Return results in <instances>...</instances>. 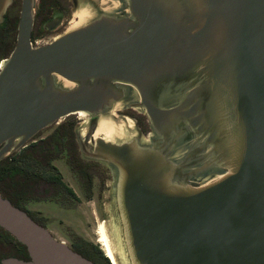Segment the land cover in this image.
<instances>
[{
    "label": "water",
    "instance_id": "95a60500",
    "mask_svg": "<svg viewBox=\"0 0 264 264\" xmlns=\"http://www.w3.org/2000/svg\"><path fill=\"white\" fill-rule=\"evenodd\" d=\"M95 1L73 11L90 7L85 25L35 46L38 0H23L0 65V160L85 113L79 151L112 172L130 264H264V0ZM117 105L146 133L128 113L136 136L94 139ZM0 228L30 257L2 264H95L1 193Z\"/></svg>",
    "mask_w": 264,
    "mask_h": 264
},
{
    "label": "flooded vegetation",
    "instance_id": "af4514ba",
    "mask_svg": "<svg viewBox=\"0 0 264 264\" xmlns=\"http://www.w3.org/2000/svg\"><path fill=\"white\" fill-rule=\"evenodd\" d=\"M77 5H79V0H38L35 9L34 25L31 38L33 45H47L51 43L57 36L64 33L65 30H67L68 25H70L72 22L71 17L73 16V11ZM22 6L23 0H14L13 4L8 10V13L6 14L5 23L0 25V47L2 48L0 57L1 55L4 57L0 59V63L11 54L12 50L16 46L18 24L21 16ZM11 48L12 50L10 52ZM139 122H142V120L140 119ZM57 142L60 143V146H56ZM2 147L3 145L0 146V151ZM57 148L58 153L56 154ZM71 151L72 145L70 141V126L68 125L66 118L63 122H57L39 131L23 149L3 157L0 160V176L7 174L6 168L8 161L12 162L14 159H19V157L24 153L28 154L29 157L51 160V164L58 169L55 164L56 161L61 160L62 157L66 158L68 161L69 158H71ZM72 171L77 179L81 195L86 200H92L96 197L99 199L96 190L99 189L100 192V190L105 186V173H103L98 167H95V165H92L90 169H86V174H81L74 170ZM59 174L61 177V185H57L55 180L50 178V176H46L45 179L39 177L32 189L34 199L24 205V209H21L27 212L30 217L34 215L37 220H34L32 217L31 218L40 225H42L41 223H47V216L45 212L41 210L30 211L28 209L29 204H56L60 207H66L71 203L78 202V199L80 198L77 191H75L65 182L60 171ZM88 181L91 182L90 191H87L85 188V184L88 183ZM70 189L72 192H70ZM44 227H46V225ZM83 241L89 243L86 240ZM77 242L78 244L82 243V241L79 240ZM74 243L75 241L72 243V246ZM95 247H97V245H95ZM103 252L104 251L102 248L101 250L99 249L100 255L98 257H94L95 260H92L88 257L86 258L95 264H108L106 261V259H108L107 255H104L105 253Z\"/></svg>",
    "mask_w": 264,
    "mask_h": 264
},
{
    "label": "rangeland",
    "instance_id": "374dc122",
    "mask_svg": "<svg viewBox=\"0 0 264 264\" xmlns=\"http://www.w3.org/2000/svg\"><path fill=\"white\" fill-rule=\"evenodd\" d=\"M74 21L75 17H71ZM72 24V23H71ZM68 25V28L71 26ZM2 56V55H1ZM3 58V57H1ZM1 65V63H0ZM135 115L139 118L141 115L138 110H126L124 108L115 111L117 116L116 122L118 124L124 125L126 128V134L128 137H134L137 134V129L135 124L128 122L123 115L128 116ZM71 120L76 121V131H84L87 129L88 117H81L80 115L70 116ZM64 120L60 121L63 122ZM131 124V128L129 125ZM127 126V127H126ZM56 166L62 174L65 182L70 185L79 195L78 202L71 203L66 207H60L59 205H39V204H29L28 209L30 211L41 210L44 211L46 218V228L59 240L66 242L70 246L75 241V239L82 238L88 241L104 251V255H107L103 247L102 235L103 224L107 223L110 227L111 220L114 219V214L111 209H113L114 204V189H113V178L110 168L106 165H98V167L103 173H105V186L100 190H96L98 195L95 199L86 200L80 193L77 179L68 165L66 158L62 157L61 160L56 161ZM99 183V182H98ZM102 193V194H100ZM110 210V211H109ZM110 212V214L108 213ZM98 240V242H97ZM108 256V255H107ZM106 257V256H105ZM109 257V256H108ZM111 263V260L108 259Z\"/></svg>",
    "mask_w": 264,
    "mask_h": 264
},
{
    "label": "trees",
    "instance_id": "16d2710c",
    "mask_svg": "<svg viewBox=\"0 0 264 264\" xmlns=\"http://www.w3.org/2000/svg\"><path fill=\"white\" fill-rule=\"evenodd\" d=\"M11 50L12 48L10 49V52ZM1 51L2 48L0 47V52ZM70 118L71 117L67 118V122L70 126V141L72 145V151L71 158H69L67 162L72 170L81 174H86V169H90L92 165H98L97 163L88 162L82 159L76 138V121L71 120ZM140 125L145 132L148 130V126H145L143 122H141ZM56 146H60V143L57 142ZM57 153L58 148L56 149V154ZM6 170L7 174L0 176V193L5 198L9 199L14 206L20 209H24V205L34 199L32 189L39 177L45 179L46 176H50V178L55 180L57 185L62 184L59 171L51 164V160L29 157L26 153L22 154L19 159H14L12 162L8 161ZM85 188L87 191L91 190L90 181L85 184ZM70 192H72L71 189ZM31 217L34 220H37L34 215ZM41 224L43 226L46 225L44 223ZM78 240L82 241V243L78 244ZM71 247L84 257H88L92 260H95L94 257H98L100 255L99 249L97 247L84 242L83 239L79 237L75 240L74 245ZM9 257L30 260L26 247L16 241V239H14L5 230L0 228V264H2L3 259ZM107 258L110 259L108 256ZM108 259H106V261L108 264H110Z\"/></svg>",
    "mask_w": 264,
    "mask_h": 264
},
{
    "label": "bare ground",
    "instance_id": "6f19581e",
    "mask_svg": "<svg viewBox=\"0 0 264 264\" xmlns=\"http://www.w3.org/2000/svg\"><path fill=\"white\" fill-rule=\"evenodd\" d=\"M96 2L95 0H92ZM108 0H102L101 7L105 11H111L110 8L106 7V2ZM118 3L114 5L117 6ZM94 12L91 11L89 6H81L75 13L74 17L76 20L72 21L71 26L69 27L70 30L76 29L85 25L93 16ZM60 83L66 85L67 87H73V84L60 79ZM120 105H117L115 109H118ZM81 117H88L85 113H79ZM114 114L112 113V116ZM129 128H131V124H128ZM127 127V126H126ZM86 134V130L83 131V135ZM105 138L106 140L119 142L129 139L128 135L126 134V128L124 125L118 124L110 117H102L100 119L98 129L94 135V139L97 138ZM113 212V209H111ZM110 211V210H109ZM108 213L110 214V212ZM103 231L104 234L102 235V242L105 252L109 256L112 264H130L129 259L127 258L125 248L123 247L122 242V235L120 230V225L118 226L115 219L111 220L110 227L107 226V223L103 224Z\"/></svg>",
    "mask_w": 264,
    "mask_h": 264
}]
</instances>
